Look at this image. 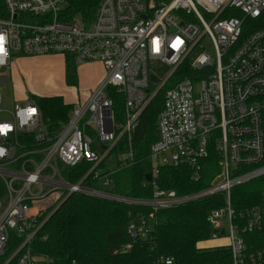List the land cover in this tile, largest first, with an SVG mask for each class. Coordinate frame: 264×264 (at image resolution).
<instances>
[{
  "label": "built area",
  "instance_id": "1",
  "mask_svg": "<svg viewBox=\"0 0 264 264\" xmlns=\"http://www.w3.org/2000/svg\"><path fill=\"white\" fill-rule=\"evenodd\" d=\"M3 2L0 72L21 57L69 55L77 65L102 63L106 76L86 102L73 105L60 130L46 124L34 101L15 103L11 120L0 121V264H48L33 243L74 194L151 208L129 223L133 239L147 237L159 210L221 196L224 204L207 219L215 232L202 248L229 250L230 264H264V248L249 250L243 235L264 233V201L239 213L231 201L235 187L264 176V0H103L91 21L70 19L66 0ZM155 60L172 67L162 82L149 69ZM185 65L190 74L176 81ZM162 93L149 153L152 197L119 195L112 191L113 161L122 167L135 161L133 134ZM2 102L0 92V112ZM123 138L125 150L115 157ZM213 148L221 170L207 187L180 194L157 183L163 166H186L199 182ZM105 160L109 171L101 170ZM82 163L93 166L71 183L65 171ZM92 174L96 186L85 184Z\"/></svg>",
  "mask_w": 264,
  "mask_h": 264
},
{
  "label": "trees",
  "instance_id": "2",
  "mask_svg": "<svg viewBox=\"0 0 264 264\" xmlns=\"http://www.w3.org/2000/svg\"><path fill=\"white\" fill-rule=\"evenodd\" d=\"M102 1L66 0V14L70 19L79 17L91 21ZM4 15V2L0 0V18ZM186 66L177 72L176 81L190 74ZM65 77L68 85H77V63L69 55L65 56ZM33 101L41 109L46 124L56 131L67 122L73 107L61 96H34ZM115 105L118 121L122 124L124 107L121 94L116 96ZM162 106L163 93L141 116L133 134L135 161L127 167L113 161V192L138 199L152 197L153 186L146 177L151 173L149 153L157 139L155 123ZM126 142V138L120 141L113 156L124 152ZM218 154L214 148L210 151L205 161L208 166L203 169L199 182L192 179V171L186 166H163L159 169L157 183L163 189L176 190L180 194L199 191L219 175ZM106 162L109 161L105 160L100 167H106ZM92 166L91 163H82L67 169L65 176L71 183H78ZM105 169L109 171V168ZM92 176L85 181L86 185L96 186ZM231 201L237 213L261 205L264 201V176L235 187ZM223 204V197L212 196L184 207L159 210L151 221L152 230L147 237L133 239L127 233L129 223L148 217L151 208L74 194L39 231L33 243L34 254L48 264H165L162 259H170L172 264H230L229 250L201 246L215 232L207 220L209 213ZM243 235L249 250L264 248V233Z\"/></svg>",
  "mask_w": 264,
  "mask_h": 264
},
{
  "label": "rangeland",
  "instance_id": "3",
  "mask_svg": "<svg viewBox=\"0 0 264 264\" xmlns=\"http://www.w3.org/2000/svg\"><path fill=\"white\" fill-rule=\"evenodd\" d=\"M202 46L211 50L209 40L205 39ZM200 51V50H199ZM199 53H195L192 58H196ZM46 56H62L64 55H46ZM42 57V56H38ZM17 58V61L8 69L0 72V77L10 79L11 85L8 82L0 84V92L2 95V107L0 112V121H10L11 111L15 103L33 102L34 96H61L67 104H77L80 99L84 102L82 87H87L90 82L89 75L85 74L83 80H77V85H68L66 82L63 70L59 68L56 60H39V59H22ZM60 58V57H57ZM37 60V61H36ZM35 62L38 67L32 66ZM82 64L77 65V71L80 73ZM150 72L156 75L161 82L164 81L170 74L172 67L167 64L155 60L151 61L149 65ZM89 97V96H88ZM105 168H112L109 162H106L101 170ZM5 202V201H4Z\"/></svg>",
  "mask_w": 264,
  "mask_h": 264
},
{
  "label": "crops",
  "instance_id": "4",
  "mask_svg": "<svg viewBox=\"0 0 264 264\" xmlns=\"http://www.w3.org/2000/svg\"><path fill=\"white\" fill-rule=\"evenodd\" d=\"M57 57H60V58H57ZM26 58H30V59H33V60H35V59H39V60H56L58 62V64H59L60 70L62 68L63 73L65 74V57L62 58V56H42V57H24L22 59H26ZM15 61H17V60H15ZM15 61L12 63V65L15 63ZM32 66L38 67L35 62H32ZM80 71L81 72L78 73V78L80 76L79 81L83 80L85 74H88V75L90 74L89 75V79H90L89 84L87 85V87H82L83 98L85 99L84 101H86V99L89 98L88 96L91 95V93L95 90V88L105 78L106 71H105V68H104L103 64L100 63V62L83 63L81 65ZM10 81L11 80L9 79V83H8L9 85H11ZM50 96H55V95H50ZM80 102H83V101L80 99Z\"/></svg>",
  "mask_w": 264,
  "mask_h": 264
},
{
  "label": "water",
  "instance_id": "5",
  "mask_svg": "<svg viewBox=\"0 0 264 264\" xmlns=\"http://www.w3.org/2000/svg\"><path fill=\"white\" fill-rule=\"evenodd\" d=\"M151 80L154 82V83H156L157 82V80H156V78H154V77H152L151 78ZM146 180L148 181V182H151L152 181V175L151 174H148L147 175V177H146ZM67 200L68 199H66V200H64L61 204H60V206L50 215V217H49V219L67 202Z\"/></svg>",
  "mask_w": 264,
  "mask_h": 264
}]
</instances>
